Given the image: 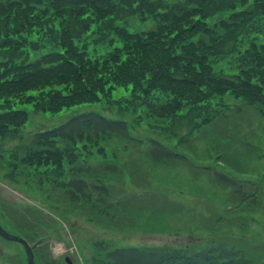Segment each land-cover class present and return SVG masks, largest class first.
Segmentation results:
<instances>
[{"label":"rangeland","instance_id":"374dc122","mask_svg":"<svg viewBox=\"0 0 264 264\" xmlns=\"http://www.w3.org/2000/svg\"><path fill=\"white\" fill-rule=\"evenodd\" d=\"M152 1L162 5V0ZM226 1L231 9L199 22L215 29L223 40L211 45L220 46L222 54L209 56L206 68L211 79L251 86L219 90L214 84L203 89L201 83L197 103H180L174 119L162 122L161 117L145 114L139 122L127 116L129 132L143 140L140 145L111 138L69 147L49 138V130L75 113L94 110L115 117V108L83 104L49 113L36 108L43 104L32 90L25 91L22 103L0 102V114L6 112L18 121H1L8 122V131L0 135V226L32 245L34 264H94L101 258L100 244L102 249L225 244L238 249L250 264H264V0ZM120 3L122 16L107 18L119 31L144 33L157 21H141L139 14L126 9V0ZM0 5L7 11H0V22L19 14L14 2L0 0ZM250 56L254 62H249ZM113 92L120 95L119 89ZM39 133L44 136L38 145L31 144ZM148 139L187 159L154 163L146 154ZM27 144L35 156L31 166L23 168L10 150L17 146L22 153ZM52 151L61 152L64 161L44 165ZM107 164L114 170L109 171ZM77 165L101 177L108 192L110 206L100 215L89 203L63 195L60 185ZM214 172L231 176L236 185L218 183ZM0 264H26L23 247L0 237Z\"/></svg>","mask_w":264,"mask_h":264},{"label":"trees","instance_id":"16d2710c","mask_svg":"<svg viewBox=\"0 0 264 264\" xmlns=\"http://www.w3.org/2000/svg\"><path fill=\"white\" fill-rule=\"evenodd\" d=\"M8 1L19 6V14L0 22V102L22 103L25 91L32 90L40 95L43 104L36 108L49 113L83 104L115 108V117L94 110L81 111L48 131L49 138L65 142V146L111 138L140 145L143 140L129 132L127 116L139 122L145 114L161 117L162 122L166 117L174 119L173 112L180 103H197L201 83L203 89L214 84L219 90L226 86L240 90L251 86L243 81L232 85L219 77L211 79L206 68L209 56L221 57L222 54L220 46L211 45L214 42L221 45L223 40L215 29L201 26L199 22L201 17L231 9L233 5L226 0H179L176 3L162 0V5L161 1L126 0V9L134 10L141 21L157 20L149 31L136 34L119 31L115 23L107 20L122 16L124 6L120 0ZM0 11L7 12L1 5ZM249 62H254L253 56ZM116 89L120 90L119 96L114 95ZM161 102L163 106L155 107ZM7 114H0L1 136L8 131L6 123L18 122ZM43 136L34 135L31 144H36ZM147 144L146 154L154 163L187 159L185 154L170 151L154 139H148ZM30 145L21 147L20 155L19 147L10 150L11 157L22 160L19 164L23 168L31 166L32 156H35ZM60 161H64L63 154L52 151L44 165H57ZM106 168L112 171L115 166L107 164ZM213 176L220 184L236 185L231 176L217 172ZM100 179L96 174L90 175L88 168L77 165L68 170L60 188L66 200L89 203L97 216L109 205L108 192ZM96 264L250 262L238 249L218 244L197 249L190 246L114 248L104 251Z\"/></svg>","mask_w":264,"mask_h":264},{"label":"water","instance_id":"95a60500","mask_svg":"<svg viewBox=\"0 0 264 264\" xmlns=\"http://www.w3.org/2000/svg\"><path fill=\"white\" fill-rule=\"evenodd\" d=\"M0 236L3 237L4 239L20 243L24 247L25 253L27 255V264H32V253L28 244L25 241H23L18 237L5 233L1 228H0Z\"/></svg>","mask_w":264,"mask_h":264}]
</instances>
